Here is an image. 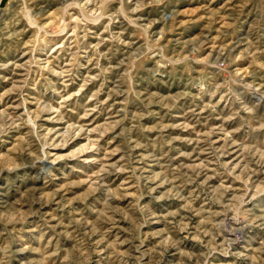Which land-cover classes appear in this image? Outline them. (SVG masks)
<instances>
[{
  "label": "rangeland",
  "instance_id": "obj_1",
  "mask_svg": "<svg viewBox=\"0 0 264 264\" xmlns=\"http://www.w3.org/2000/svg\"><path fill=\"white\" fill-rule=\"evenodd\" d=\"M0 259L264 264V0H0Z\"/></svg>",
  "mask_w": 264,
  "mask_h": 264
},
{
  "label": "bare ground",
  "instance_id": "obj_2",
  "mask_svg": "<svg viewBox=\"0 0 264 264\" xmlns=\"http://www.w3.org/2000/svg\"><path fill=\"white\" fill-rule=\"evenodd\" d=\"M232 49H233V48H232ZM228 50H229V49H228ZM230 50H231V49H230ZM222 59H223V58H222ZM42 168H43V167H42ZM40 181H41V176L36 177V178L34 179V182H40ZM43 182H44V181H43ZM40 186H41V185H40ZM43 186H44V185H43ZM62 187H64V186H62ZM32 188H33V187H32ZM35 188H36V187H35ZM39 188H40V187H39ZM36 190H38V189H36ZM38 191H39V190H38ZM53 191H54V190H53ZM1 192H2V191H1ZM4 192H5V191H4ZM4 192H3V194H4ZM34 192H35V191H34ZM55 192H56V191H55ZM5 193H6V192H5ZM38 193H39V192H38ZM52 193H53V192H52ZM34 194H35V193H34ZM40 195H41V194H40ZM40 195H39V196H40ZM42 195H43V194H42ZM39 196H38V197H39ZM43 196H44V195H43ZM36 197H37V195H36ZM40 197H41V196H40ZM44 197H45V196H44ZM44 197H43V198H44ZM52 197H53V196H52ZM48 198H49V197H48ZM61 198H62V197H61ZM44 199H46V198H44ZM51 199H52V198H51ZM1 200H2V201H1L2 203H5V201H4L5 199H4V200L1 199ZM8 200H9V199H8ZM38 200H39V199H38ZM42 200H43V199H42ZM47 200H48V199H47ZM9 201H10V200H9ZM45 201H46V200H45ZM48 201H49V200H48ZM56 201H57V200H56ZM74 202H75V201H74ZM2 203H1V204H2ZM45 203H46V202H45ZM5 204H6V203H5ZM16 204H17V203H16ZM9 205H10V204H9ZM42 205H43V204H42ZM7 206H8V205H7ZM43 206H44V205H43ZM64 206H65V205H64ZM12 207H13V206H12ZM12 207H10V208L12 209ZM35 208H36V207H35ZM38 208H39V207H38ZM3 209H5V208H3ZM3 209H1V210L4 211ZM7 209H8V208H7ZM27 210H28V209H27ZM5 211H6V210H5ZM46 211H50V210H46ZM36 212H37V211H36ZM42 212H43V210H42ZM51 212L53 213V211H51ZM58 212H59V211H58ZM97 212H99V211H97ZM25 213H26V212H25ZM37 214H38V213H37ZM39 214H40V213H39ZM48 214H49V213H48ZM62 214H63V213H62ZM98 214H99V213H98ZM39 216H40V215H39ZM53 216H54V215H53ZM98 216H100V215H98ZM44 217H45V216H44ZM46 217H47V216H46ZM56 217H57V216H56ZM82 217H83V216H82ZM59 218H61V217H59ZM69 218H70V217H69ZM73 218H74V217H73ZM257 218H258V217H257ZM48 219H49V218H48ZM54 219H56V218H54ZM74 219H75V218H74ZM74 219H73V221H74ZM77 219H78V218H77ZM77 219H76V220H77ZM83 219H84V218H83ZM76 220H75V221H76ZM54 221H55V220H54ZM61 221H62V220H61ZM58 222H59V220H58ZM69 222H70V221H69ZM79 222H80V220H79ZM79 222H77V223H79ZM83 222H85V221H83ZM100 222H101V221H100ZM251 222H252V221H251ZM65 223H66V222H65ZM86 223H87V221H86ZM48 224H49V223H48ZM69 224H70V223H69ZM75 224H76V223H75ZM49 225H50V224H49ZM62 225H63V224H62ZM96 225H97V224H96ZM70 226H71V224H70ZM94 226H95V224H94ZM54 227H55V226H54ZM86 227H87V226H86ZM74 228H75V227H74ZM90 228H91V226H90ZM37 229H38V228H37ZM48 229H49V228H48ZM57 229H58V228H57ZM59 229H60V228H59ZM59 229H58V230H59ZM83 229H84V228H83ZM85 229H86V228H85ZM85 229H84V230H85ZM31 230H32V229H31ZM67 230H68V227L66 228V231H67ZM74 230H75V229H74ZM76 230H77V229H76ZM86 230H87V229H86ZM98 230H99V229H98ZM64 231H65V229H64ZM66 231H65V232H66ZM81 231H82V230H81ZM90 231H91V230H90ZM57 232H58V231H57ZM60 232H61V231H60ZM93 232H94V231H93ZM32 233H33V232H32ZM62 233H63V232H62ZM62 233H61V234H62ZM68 233H69V232H68ZM68 233L66 232V234H68ZM99 233H100V232H99ZM63 234H64V233H63ZM76 234H77V233H76ZM76 234H75V235H76ZM79 234H80V233H79ZM82 234H83V233H82ZM86 234H87V233H86ZM89 234H90V233H89ZM70 235H71V234H70ZM83 235H84V234H83ZM99 235H100V234H99ZM65 236H66V235H65ZM71 236H72V235H71ZM71 236H70V237H71ZM94 236H95V235H94ZM94 236L92 235V237H94ZM101 236H102V235H101ZM53 237H54V236H53ZM70 237H69V238H70ZM72 237H73V236H72ZM78 238H79V237H78ZM95 238H96V237H95ZM95 238H94V239H95ZM70 239H71V238H70ZM75 239H76V238H75ZM75 239H74V240H75ZM98 239H99V237H98ZM100 239H101V238H100ZM50 240H51V239H50ZM71 240H72V239H71ZM78 240H79V239H78ZM95 240H96V239H95ZM101 240H102V239H101ZM72 241H73V240H72ZM98 241H99V240H98ZM106 241H107V240H106ZM109 242H110V241H109ZM62 243H63V242H62ZM72 243H73V242H72ZM97 243H98V242H97ZM100 243H101V242H100ZM100 243H99V244H100ZM107 243H108V242H107ZM141 243H142V242H141ZM48 244H49V243H48ZM48 244H47V245H48ZM110 244H111V242H110ZM47 245H46V246H47ZM76 245H77V244H76ZM105 245H106V244H105ZM107 245H108V244H107ZM111 245H112V244H111ZM58 246H59V244H58ZM101 246H102V245H101ZM24 247H26V246H24ZM60 247H61V246H60ZM62 247H63V246H62ZM66 247H67V246H66ZM98 247H99V246H98ZM104 247H105V246H104ZM99 248L101 249V247H99ZM108 248H109V247H108ZM111 248H112V247H111ZM18 249H19V248H18ZM21 249H22V248H21ZM56 249H58V248H56ZM60 249H61V248H60ZM63 249H64V248H63ZM102 249H103V248H102ZM102 249H101V250H102ZM4 250H5V249H4ZM6 250H7V249H6ZM12 250H14V249L12 248ZM61 250H62V249H61ZM56 251H57V250H56ZM59 251H60V250H59ZM59 251H58V252H59ZM8 252H9V251H8ZM42 252H43V251H42ZM54 252H55V251H54ZM139 252H140V251H139ZM5 253H6V252H5ZM9 253H10V252H9ZM26 253H27V251H25V250L23 249V250H21V251L19 252V256H20V255L24 256ZM35 253H36V252H35ZM141 253H142V252H141ZM3 254H4V253H3ZM43 254H44V253H43ZM111 254H112V253H111ZM44 255H45V254H44ZM105 256H106V255H105ZM132 256H133V255H132ZM134 256H135V255H134ZM141 256H142V255H141ZM2 257H3V256H2ZM2 257H1V258H2ZM43 257H44V256H43ZM43 257H42V258H43ZM8 258H9V257H8ZM17 258H18V257H17ZM39 258H40V257H39ZM48 258H49V257H48ZM127 258H128V257H127ZM129 258H130V257H129ZM49 259H50V258H49ZM134 259H135V258H134ZM134 259H133V260H134ZM136 259H137V258H136ZM0 260H1V259H0ZM33 260H34V259H33ZM65 260H66V259H65ZM145 260H146V259H145ZM1 261H2V260H1ZM24 261H25V260H24ZM66 261H67V260H66ZM138 261H139V260H138ZM10 262H11V261H10ZM26 262H27V260H26ZM29 262H30V261H28V263H29ZM36 262H37V260H36ZM36 262H35V263H36ZM71 262H72V261H71ZM7 263H8V262H7ZM21 263H22V262H21ZM33 263H34V262H33ZM46 263H47V262H46ZM61 263H62V262H61ZM137 263H139V262H137ZM144 263H145V262H144ZM10 264H11V263H10ZM15 264H16V263H15ZM22 264H23V263H22ZM145 264H146V263H145Z\"/></svg>",
  "mask_w": 264,
  "mask_h": 264
}]
</instances>
